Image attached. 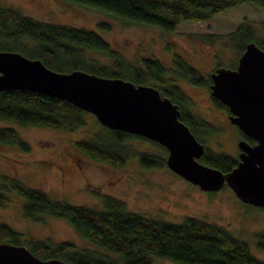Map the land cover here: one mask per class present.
Returning <instances> with one entry per match:
<instances>
[{
	"label": "rangeland",
	"instance_id": "rangeland-1",
	"mask_svg": "<svg viewBox=\"0 0 264 264\" xmlns=\"http://www.w3.org/2000/svg\"><path fill=\"white\" fill-rule=\"evenodd\" d=\"M0 6L12 8L38 22L95 31L124 64L132 67L141 66L142 59L156 60L164 69L161 75L164 86H176L188 100L186 110L213 129L203 135L195 132V138L209 151L237 157L239 130L228 122L226 110L217 108L210 100L208 83L192 85L176 76L173 58L177 56L207 81L214 67L236 63L242 50H237L236 42L229 35L240 23L251 27L254 39H264L262 9L246 2L219 11L207 20L184 21L171 31H164L152 25L125 21L74 0H0ZM101 23L108 28L100 30L97 26ZM20 42L31 45L26 39ZM83 55L98 64L109 65L108 59L94 50H84ZM122 75L128 77L127 73ZM145 84L157 86L151 82ZM0 125L13 128L28 145L24 152L15 145L0 144V175L41 189L53 199L91 209H101L103 197H111L119 200L126 211L152 220L178 224L185 217H193L219 226L244 241L250 253L264 262V251L256 247V235L264 234V209L240 202L226 185L214 192L202 191L170 171L165 163L145 166L140 162L138 155L142 154L151 155L152 161H164L166 152L161 148L128 138L114 146L121 149L124 157L121 165L94 159L76 142L93 141L94 136L106 140L111 135L90 113H85L83 124L72 130L4 121H0ZM5 195L7 199L0 206V223L19 232L22 238L50 244L69 241L76 249H89L118 259L117 255L83 239L63 218L47 214L24 217L22 198L14 191ZM152 262L178 264L157 257Z\"/></svg>",
	"mask_w": 264,
	"mask_h": 264
},
{
	"label": "trees",
	"instance_id": "trees-1",
	"mask_svg": "<svg viewBox=\"0 0 264 264\" xmlns=\"http://www.w3.org/2000/svg\"><path fill=\"white\" fill-rule=\"evenodd\" d=\"M74 1L125 21L152 25L164 31H171L175 25L184 21L207 20L219 11L246 2L264 10V0ZM262 25L263 28L264 22ZM97 27L100 30L108 28L103 23ZM229 36L236 42L239 51L243 50L248 41H253L264 51V41L254 39L251 27L244 22ZM22 39L28 40L31 45L21 44ZM0 43V51H16L28 58H37L54 71L82 70L99 76L126 79L134 84L154 83L161 96L177 105L179 120L193 135L195 132L208 134L213 130L204 120L186 110L188 100L176 86H164L165 81L161 78L164 69L160 63L142 59L141 66L124 64L120 56L95 31L38 22L20 15L12 8L0 6ZM87 49L106 57L109 65L86 59L83 51ZM173 67L176 76L186 79L192 85L209 83V78L206 81L177 56L173 58ZM122 73H127L128 77L124 78ZM210 100L217 108L227 111L217 99L210 96ZM85 113L88 112L54 96L22 89L0 91V121L21 126L72 130L83 124ZM106 129L110 138L104 140L94 136L93 141L76 142L77 146L94 159L114 165H121L124 159L121 149H115L114 146L128 138L147 141L166 152L164 147L142 136ZM239 134L246 142L254 143L251 138L241 132ZM0 144L15 145L24 152L28 150L27 143L8 125H0ZM138 157L145 166L165 163V159L152 161V156L147 154ZM198 161L226 173L236 165L237 159L205 148ZM8 191H14L22 198L21 211L24 217L47 214L63 218L83 239L118 257L113 260L89 249H76L69 241L50 244L25 239L19 232L0 223V243L24 245L40 259H60L68 264H153L152 259L157 257L178 264H264L250 253L244 241L232 237L219 226L193 217H185L178 224L152 220L126 211L119 200L111 197H103L101 209H91L53 199L41 189L28 187L14 177L0 175V206L6 201L5 194ZM256 241V247L264 251L263 232L256 235Z\"/></svg>",
	"mask_w": 264,
	"mask_h": 264
},
{
	"label": "water",
	"instance_id": "water-1",
	"mask_svg": "<svg viewBox=\"0 0 264 264\" xmlns=\"http://www.w3.org/2000/svg\"><path fill=\"white\" fill-rule=\"evenodd\" d=\"M210 79L209 95L228 109V121L254 140L252 145L237 142L238 160L226 173L198 161L204 145L155 87L82 70L58 72L37 58L0 51V91L22 89L65 100L106 128L158 143L166 150V167L200 190L214 192L226 185L240 202L264 209V51L246 42L236 67H218ZM0 264L68 263L40 259L24 245L0 243Z\"/></svg>",
	"mask_w": 264,
	"mask_h": 264
},
{
	"label": "flooded vegetation",
	"instance_id": "flooded-vegetation-1",
	"mask_svg": "<svg viewBox=\"0 0 264 264\" xmlns=\"http://www.w3.org/2000/svg\"><path fill=\"white\" fill-rule=\"evenodd\" d=\"M263 12H264V10H263ZM264 22V21H263ZM263 26V25H262ZM263 30H264V27H263ZM263 37H264V33H263ZM262 41H264V39L262 40ZM243 49H244V47H243ZM243 51V50H242ZM242 51L240 52V54L242 53ZM240 54H239V56H240ZM238 56V57H239ZM238 57L236 58V63H234L233 65H231V66H229V67H226V68H230V69H234L235 67H236V64H237V59H238ZM218 67H223V66H216V67H214L213 68V70H212V72L216 69V68H218ZM211 74V73H210ZM210 74H209V83H208V89H209V85L211 84V79H210ZM209 92V91H208ZM174 104V103H173ZM176 105V104H175ZM177 106V105H176ZM178 109V111H179V108H177ZM225 110V109H224ZM190 114H191V112L189 111V110H187ZM226 113L227 114H225V117H227V120H228V116H229V112H228V109H227V111H226ZM179 115H180V112H179ZM229 122V121H228ZM241 137V136H240ZM239 140H245L246 141V139H244L243 137H241ZM238 140V141H239ZM237 141V142H238ZM247 143H249V142H247ZM250 145H252L253 143H249ZM238 154H239V149H238V152H237V157H236V159L238 158ZM76 165V164H75ZM45 166L48 168L49 166L45 163Z\"/></svg>",
	"mask_w": 264,
	"mask_h": 264
}]
</instances>
